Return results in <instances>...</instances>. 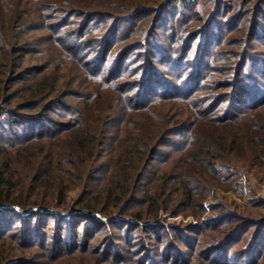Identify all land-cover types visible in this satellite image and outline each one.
Here are the masks:
<instances>
[{
    "label": "trees",
    "instance_id": "1",
    "mask_svg": "<svg viewBox=\"0 0 264 264\" xmlns=\"http://www.w3.org/2000/svg\"><path fill=\"white\" fill-rule=\"evenodd\" d=\"M255 40L264 0H0V264H264V219L162 218L264 162Z\"/></svg>",
    "mask_w": 264,
    "mask_h": 264
},
{
    "label": "rangeland",
    "instance_id": "2",
    "mask_svg": "<svg viewBox=\"0 0 264 264\" xmlns=\"http://www.w3.org/2000/svg\"><path fill=\"white\" fill-rule=\"evenodd\" d=\"M164 23H161L158 27V32L156 33L157 41L160 42V46L162 47L166 44L165 39L168 38L166 36L165 31L167 27L165 26V30H162ZM255 45L261 46L264 45V41L255 40ZM264 52V48L260 49ZM260 51V52H261ZM206 55V61L211 56V50L204 52ZM250 51V55L252 60L256 59L257 61L262 59V56H258L259 54H253ZM262 53V52H261ZM36 63V62H35ZM253 63V62H252ZM258 64V63H257ZM28 65H34L31 59L28 60ZM189 65H176L168 64V66H158L157 71L159 75L164 74L167 75V81L174 82L175 74L183 73L187 77L188 74L191 72V69L188 67ZM174 75V76H173ZM172 79V80H171ZM163 78L159 77L154 84V90L162 91L164 86ZM188 80L183 82L182 86H186ZM250 83L247 85L249 86ZM180 86V88H184ZM253 94L247 90L246 100H249ZM173 144L175 140H172ZM177 143H181L180 141ZM176 143V146L179 144ZM165 151H172L170 150H162V153ZM240 159L237 165V170H232L230 173L233 175H229L226 182L224 181L223 185L211 187V194H209L205 200L203 201V205L205 207L206 213L202 216L201 219H197L194 216H183L180 215L178 217H171L169 214L163 215L164 218L170 227H177L183 229H192L194 227H199L203 222L207 221L208 219H212L216 215L212 213V207L222 205V209L230 210L231 212L236 213L239 217H255L258 219H264V162H249V160ZM159 160L157 159L152 165V168H156L158 166ZM153 170V169H151ZM81 189L76 188L72 192H70L68 197V204L72 205L73 202L79 197ZM258 203V204H256ZM256 204V205H255ZM38 210V209H36ZM72 212V211H70ZM68 212V213H70ZM59 215H64L67 217V213H59ZM100 218V217H99ZM105 220L104 218H102ZM189 232H194L193 230H189ZM220 238H223L224 235H219ZM185 249V248H183ZM130 256V255H129Z\"/></svg>",
    "mask_w": 264,
    "mask_h": 264
}]
</instances>
